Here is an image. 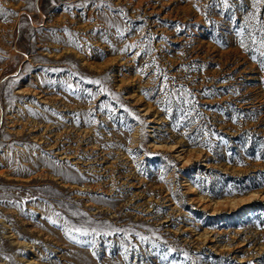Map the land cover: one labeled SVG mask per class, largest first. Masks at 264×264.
Returning <instances> with one entry per match:
<instances>
[{
    "label": "rangeland",
    "instance_id": "374dc122",
    "mask_svg": "<svg viewBox=\"0 0 264 264\" xmlns=\"http://www.w3.org/2000/svg\"><path fill=\"white\" fill-rule=\"evenodd\" d=\"M0 264H264V0H0Z\"/></svg>",
    "mask_w": 264,
    "mask_h": 264
},
{
    "label": "snow or ice",
    "instance_id": "6c2138e0",
    "mask_svg": "<svg viewBox=\"0 0 264 264\" xmlns=\"http://www.w3.org/2000/svg\"><path fill=\"white\" fill-rule=\"evenodd\" d=\"M257 2H260V0H257ZM224 3L227 6L228 0H224ZM241 46L243 47V44ZM96 83H99V81H96Z\"/></svg>",
    "mask_w": 264,
    "mask_h": 264
}]
</instances>
